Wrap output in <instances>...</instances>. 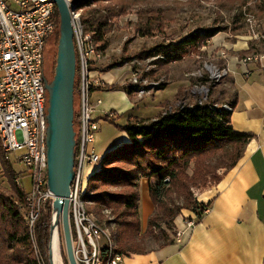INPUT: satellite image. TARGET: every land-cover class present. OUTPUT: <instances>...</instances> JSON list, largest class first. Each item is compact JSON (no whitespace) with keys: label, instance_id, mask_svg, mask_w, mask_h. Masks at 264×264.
Returning a JSON list of instances; mask_svg holds the SVG:
<instances>
[{"label":"trees","instance_id":"16d2710c","mask_svg":"<svg viewBox=\"0 0 264 264\" xmlns=\"http://www.w3.org/2000/svg\"><path fill=\"white\" fill-rule=\"evenodd\" d=\"M114 1L116 0H70V3L77 13ZM55 17L56 31L46 46L54 39L59 42L60 16L56 6ZM104 28L102 17H94L85 32L92 35L93 41L104 44ZM222 31L218 28L197 31L178 43L157 46L143 52L141 56L148 59L158 58L160 67H165L182 61L192 49L203 46ZM46 49L47 47L45 53ZM249 51L250 49L243 53ZM200 81L207 86H216L210 83L208 78ZM116 86L104 85L103 88L113 89ZM167 86V83L162 84L159 91ZM77 87L76 73L75 95ZM101 89L97 87L93 92ZM123 89L129 96L135 92L132 86ZM209 99L210 96L204 99L195 95L188 99L180 90L175 98V105L164 103L163 110L154 120H132L125 126H120L115 119L102 117V120L124 133L126 140L101 159L100 169L88 179L83 200L92 215L94 212L101 215L103 210L111 212L112 220L107 221L106 225L114 227V233L110 227H106L111 232L114 254L131 257L150 251L144 247L143 239L139 238L142 226L139 218L138 189L142 179L149 181V195L154 206V213L148 219L144 237H152L160 242V248L174 243L175 238L171 237L168 231L176 230L175 220L184 210L191 211L197 223L209 210L211 203L199 202L194 195V189L206 188L211 176L214 183L212 186L218 184L225 173L234 168L240 160L244 147L254 135L238 133L233 129V104H227L232 108V111H228L223 105ZM77 117L75 110V130ZM220 154V161L225 165L218 168L224 171L216 175L209 162ZM0 165L1 172L10 186V194L0 188V264H50L53 205L49 203L36 225L29 226L28 217L25 216L28 193L19 185V174L15 171L11 158L1 151V148ZM192 165L190 174L188 169ZM178 200H181V203H178ZM91 203L94 204V212L91 210L93 213L89 210ZM157 229L160 230V235L156 233ZM107 248L110 252L111 248ZM105 252L106 248H103L102 253Z\"/></svg>","mask_w":264,"mask_h":264},{"label":"rangeland","instance_id":"374dc122","mask_svg":"<svg viewBox=\"0 0 264 264\" xmlns=\"http://www.w3.org/2000/svg\"><path fill=\"white\" fill-rule=\"evenodd\" d=\"M77 13L84 29L89 26V22L94 17H102L105 23V43L99 44L94 40L98 52H102V58L96 64L97 68L102 72L115 69L116 72L121 73L119 77L124 76L123 79L126 83L122 87L116 86V88L110 90L112 92L102 91L104 94L93 95V99H100L103 103L107 102L114 105L119 110L124 124H127L132 116L145 118L147 116L145 106H148L149 101L154 99L156 103L159 100L167 102L175 98L173 93L178 92L176 82L186 83V87L181 91L184 95H187L188 99L192 98V95L204 99L206 96H210L209 100L223 106L227 105L225 103L227 97L223 96L224 88L220 84L228 76L221 82H214L215 85H220L216 87L204 85L200 81L203 78H208L211 83L217 72L225 70L226 59L222 58L221 54H230L224 46L227 39L230 41H247L250 51L248 53L240 52L238 58L251 59V61L244 59L243 62H255L258 59V54L264 55V0H116L80 10ZM217 28L223 31L216 36L217 38L215 37L216 39L207 41L203 46L199 45L196 49H192L182 61L160 67L159 61H157L158 58L148 59L141 56L143 52L157 46L178 43L197 31ZM58 43L54 39L46 46L45 71L49 81H52L55 73ZM262 69L264 70V63ZM137 73L139 79L144 81L142 87L148 92L142 98L137 95L130 98L123 88L131 86V79ZM126 75H128V78L125 77ZM122 77L120 80H122ZM171 82L174 83L170 84ZM164 83L170 85L159 91V87ZM157 91V96L152 98V95H155ZM134 99L136 101L146 100L136 105ZM147 99L150 100L147 101ZM78 101L76 94L75 110L79 107ZM173 105H175V102ZM148 110L150 109L148 108ZM111 119H113V116ZM18 156L19 153L8 155L15 171L19 174V185L28 193L31 187V179L24 173L25 167L17 160ZM221 157L222 154L209 162L216 175H220L224 171L218 168L225 165L221 163ZM192 170L193 165L189 167L188 172L191 174ZM1 171L0 169V188L10 194V186ZM211 177L208 179L209 183L206 188L194 189L197 200L200 193L214 184ZM84 179L87 188L88 177L86 180V175H84ZM148 188V180L142 179L138 189L140 194L139 218L142 226H145L148 217L153 213ZM177 202L181 203V200ZM89 210L94 212L93 203L89 205ZM93 214L105 226H107V221L112 220L111 212L108 210H103L101 215H97L95 212ZM51 218H53L52 215ZM53 227H56L55 222ZM110 228L114 233V227ZM145 231V229H142L139 237L143 239L144 247L147 250L158 248L161 243L152 237H144ZM156 233L160 235L161 232L157 229ZM168 233L171 237H176V230L168 231ZM58 240L59 255L63 264H69L61 224L58 227ZM99 244L101 248L109 246V243L105 240L100 241ZM1 246L0 240V249ZM36 258L38 259L37 253Z\"/></svg>","mask_w":264,"mask_h":264},{"label":"built area","instance_id":"2783aa9c","mask_svg":"<svg viewBox=\"0 0 264 264\" xmlns=\"http://www.w3.org/2000/svg\"><path fill=\"white\" fill-rule=\"evenodd\" d=\"M73 30L79 107L75 130L77 139L75 177L69 197V221L77 263L97 264L104 254H109V248L107 246L101 248L99 244L100 241H104L103 230H94L93 223L80 219L77 200H73V193L76 192L78 182H82V177L88 175L87 167L99 166L100 155L94 148V142L102 118L95 117L94 113L102 101H93L92 94L93 89L103 84L96 65L102 58V52L92 49L91 42L83 35L82 28L73 25ZM55 31V4L52 0H0V124L5 148L11 154L19 153L17 160L23 164L24 173L31 179L29 202L26 203L25 212L29 217V226H35L36 216H41L46 206L49 203L53 205L55 200L54 194L46 187L47 134H44V127H48V124L39 121L42 93L38 77L41 43H48ZM221 55L227 59L226 53ZM240 59L238 58L239 62L244 65L264 63V55L260 54L255 62H243V58ZM143 82L139 79L138 73L131 79L134 94L139 98L148 92L142 87ZM211 83L214 84V80ZM104 116L112 118L113 115L104 113ZM54 222L55 213L52 227ZM184 224L187 229L193 230L197 221L194 217H187L184 218ZM53 228L50 242L52 260L54 264H63L59 255V240L57 244L54 242V234L58 227ZM181 237L182 232H176L175 238L178 242H181ZM103 248H106L104 254ZM55 253L59 255L56 262ZM126 258L120 254H112V264H126Z\"/></svg>","mask_w":264,"mask_h":264},{"label":"crops","instance_id":"0c3cea01","mask_svg":"<svg viewBox=\"0 0 264 264\" xmlns=\"http://www.w3.org/2000/svg\"><path fill=\"white\" fill-rule=\"evenodd\" d=\"M224 46L230 52L225 60L228 77L220 85L224 88L223 96L227 97L225 103L234 105L231 116L232 127L238 133L253 134L254 137L244 147L236 166L227 171L218 184L198 195L199 202L211 203V206L196 227L190 230L184 224V218L194 217L191 211L184 210L175 220L176 232H182L181 242L175 238L171 245L150 250L146 254L127 257L126 264H264L263 65L256 63L244 65L239 62L238 54L249 50L247 41L227 39ZM99 72L103 81L99 87L102 89L93 92V101L100 100H94L93 95L112 90L104 89L105 84L122 87L126 83L124 76H121L122 80H120L121 73L119 74L115 69ZM125 77L128 78V75ZM172 83L174 82L170 84ZM176 83L178 92L186 87L185 82ZM178 92H174L173 97L176 98ZM157 93L158 91L152 95V98L157 96ZM134 95L129 97L133 98ZM175 98L170 100L172 102H167L173 105ZM145 100L134 99V102L138 105ZM164 103L166 101L163 100H159L158 103L154 99L149 101L148 106H145L147 116L145 118L132 116L129 121L154 120L163 110ZM114 108V105L102 101V104L96 107L94 116L102 118L104 113H111L118 125L125 126L126 123H123L119 110ZM148 108L150 110L147 111ZM100 126L95 136L94 148L102 159L107 153L121 146L126 137L109 122L101 120ZM99 169L100 165L88 166L86 180ZM152 207L154 213L153 204ZM148 219L145 226L141 223L142 229L146 230Z\"/></svg>","mask_w":264,"mask_h":264},{"label":"water","instance_id":"95a60500","mask_svg":"<svg viewBox=\"0 0 264 264\" xmlns=\"http://www.w3.org/2000/svg\"><path fill=\"white\" fill-rule=\"evenodd\" d=\"M60 16L55 73L52 81L46 79L48 92L47 158L48 187L54 194L55 226L61 224L69 264H78L74 255L69 221V197L75 177L76 132L75 78L77 57L74 43L72 12L69 0H52ZM50 264H54L50 256Z\"/></svg>","mask_w":264,"mask_h":264},{"label":"bare ground","instance_id":"6f19581e","mask_svg":"<svg viewBox=\"0 0 264 264\" xmlns=\"http://www.w3.org/2000/svg\"><path fill=\"white\" fill-rule=\"evenodd\" d=\"M72 24L77 25L78 28L83 29V35H86L88 41L91 42L92 49L96 50V52H98V48L93 41L92 35L90 33L85 32L84 26L82 25L81 20H80V16L78 15V13H75L74 11L72 12ZM46 45H47V43H41L40 67H38V77H39V81H41V93H42V102H41V111L39 113V121H41L42 124H48V122H47L48 92L46 89L47 77H46L45 70H44V53H45ZM245 60H247V59H245ZM247 61H251V59H248ZM76 73H77V69H76ZM227 76H228V72L226 70H224L221 72H217V74H215L213 76V80H214V82H221V80H224ZM47 81L49 82V80H47ZM223 108L228 110V111H232V108L229 105H224ZM47 128L48 127H44V134H47ZM0 148H1V151H3L4 153H6L8 155L11 154L10 151L5 148L4 138L2 137V126H1V124H0ZM45 157H46V166H47L46 187H48L47 143H46V147H45ZM100 161H101V159H100V157H98V162H100ZM85 186H86V182H85L84 177H82V182H78V185L76 187V192L73 193V200H77V209H78V214H79L80 219L89 220V222L93 223L94 224V230H103L104 240L109 243L108 247L111 248L109 254H107L102 259L97 261V264H112V254H114V253L112 252L111 232L105 225H102L94 215L89 213L87 205L83 200V198L85 196V192H86ZM27 200L29 202V194H27ZM39 217L40 216H36V222L38 221ZM28 221H29V217H28ZM31 227H34V226H31ZM54 242H55V244L58 243V231L57 230L55 231V234H54ZM54 259H55V262L58 259V255L56 253L54 254Z\"/></svg>","mask_w":264,"mask_h":264}]
</instances>
